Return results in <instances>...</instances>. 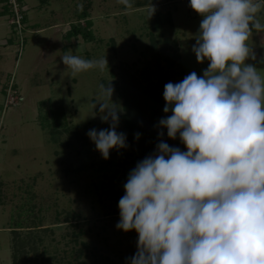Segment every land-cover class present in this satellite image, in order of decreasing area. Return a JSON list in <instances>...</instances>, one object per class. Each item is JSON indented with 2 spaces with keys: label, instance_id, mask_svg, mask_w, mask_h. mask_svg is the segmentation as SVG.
<instances>
[{
  "label": "rangeland",
  "instance_id": "374dc122",
  "mask_svg": "<svg viewBox=\"0 0 264 264\" xmlns=\"http://www.w3.org/2000/svg\"><path fill=\"white\" fill-rule=\"evenodd\" d=\"M22 2L20 34L10 14L0 15V264H13V254L22 250V264H121L136 253L138 233L116 228L119 202L96 185L117 172L125 177L124 186L130 171L147 157L142 153L152 147L151 137L143 139L145 131L152 136L154 130L158 143L187 148L179 134L176 139L167 136V128L159 125L162 117L153 120V129L134 127L129 135L120 71L127 68L139 77L168 39L160 52L167 77L157 89L164 108L166 83H179L193 71L202 76L208 67L209 61L197 62L192 51L203 17L190 0H129L131 7L122 0ZM253 3L261 6L256 20L264 25V0ZM83 11L85 18L79 16ZM87 19L92 40L64 38L72 23L85 25ZM156 19L163 24L155 26ZM247 43L256 59L245 63L264 70V28L253 29ZM68 54L105 57L108 66L73 74L61 59ZM150 78L157 82L152 73ZM100 84L114 89L111 99L120 108L116 130L126 134L128 145L111 149L108 159L86 135L109 127L100 119L99 104L94 108ZM171 114L164 112V118ZM101 165L109 168L96 170Z\"/></svg>",
  "mask_w": 264,
  "mask_h": 264
},
{
  "label": "clouds",
  "instance_id": "9594fccd",
  "mask_svg": "<svg viewBox=\"0 0 264 264\" xmlns=\"http://www.w3.org/2000/svg\"><path fill=\"white\" fill-rule=\"evenodd\" d=\"M190 7L203 17L192 51L197 62L209 64L202 76L193 71L164 85L163 111L172 114L159 120L187 151L161 140L137 163L124 184L116 228L138 233L129 264H264V70L245 63L256 59L247 41L253 29L264 28L256 20L261 6L190 0ZM153 12L151 6L149 17ZM61 59L73 74L108 66L105 57ZM99 88L94 108L99 104L109 127L86 135L108 159L111 149L128 145L116 130L113 87Z\"/></svg>",
  "mask_w": 264,
  "mask_h": 264
},
{
  "label": "trees",
  "instance_id": "16d2710c",
  "mask_svg": "<svg viewBox=\"0 0 264 264\" xmlns=\"http://www.w3.org/2000/svg\"><path fill=\"white\" fill-rule=\"evenodd\" d=\"M8 0H0L2 2V9L0 11V15L9 14V6ZM21 4L22 0H19ZM24 14V12H23ZM81 18H85L87 16L86 12L83 11L79 14ZM23 23L25 21V14L22 19ZM163 20L156 19L155 26H160L163 24ZM91 21L86 20L85 25H81L79 22L72 23L70 28L64 34L65 39H70L71 37H76L80 35L84 40L89 41L93 39L91 31L88 29ZM23 29V28H22ZM156 40H154L155 42ZM164 46H162L160 51H154L153 61L148 62V64L143 68V71L140 72L139 77L135 76L133 73H130L127 68H121L120 78H121V86H120V95L124 98L126 113V121L128 133L131 135V128H143L144 125L147 127L154 128V121L157 118H164L163 111V99L159 91L157 90L160 86L161 78L164 76L167 77V72L163 70L160 65V52H165V45L169 44V40H163ZM162 43V44H163ZM174 59V58H173ZM165 60L170 61L171 59L165 55ZM171 65V62L169 63ZM151 66V67H150ZM153 74L155 78H157V82H153L152 78H150V74ZM138 96V97H137ZM138 99V100H136ZM155 118V119H154ZM154 130L152 136L150 133H140L143 135V139H153L150 141L152 143V147L146 150L142 154L144 156L152 155L157 150L158 141L156 140ZM139 133V132H138ZM156 133V132H155ZM147 135V136H146ZM140 137V136H139ZM109 167L108 166H99L96 168L98 171H105ZM105 177L106 175L103 174ZM123 178H125L123 176ZM120 178L117 172H112L107 180H101L98 182L96 187L103 188V194L107 198L113 199L115 202H119V199L125 194L124 186L121 181L125 180ZM24 257V251L21 253L13 254V264H22V258ZM77 264H84L83 262H79ZM121 264H129L128 259H123Z\"/></svg>",
  "mask_w": 264,
  "mask_h": 264
},
{
  "label": "built area",
  "instance_id": "2783aa9c",
  "mask_svg": "<svg viewBox=\"0 0 264 264\" xmlns=\"http://www.w3.org/2000/svg\"><path fill=\"white\" fill-rule=\"evenodd\" d=\"M9 14L11 16V24L18 34L22 32L23 28V4L19 0H8ZM20 45L22 44V38L19 39Z\"/></svg>",
  "mask_w": 264,
  "mask_h": 264
}]
</instances>
